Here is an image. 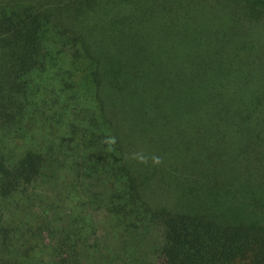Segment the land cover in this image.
Segmentation results:
<instances>
[{"label":"trees","instance_id":"trees-1","mask_svg":"<svg viewBox=\"0 0 264 264\" xmlns=\"http://www.w3.org/2000/svg\"><path fill=\"white\" fill-rule=\"evenodd\" d=\"M152 232L165 264H264V0H0V264Z\"/></svg>","mask_w":264,"mask_h":264},{"label":"rangeland","instance_id":"rangeland-1","mask_svg":"<svg viewBox=\"0 0 264 264\" xmlns=\"http://www.w3.org/2000/svg\"><path fill=\"white\" fill-rule=\"evenodd\" d=\"M40 192H41L42 195H45L46 193H48V194L51 193V192H49L48 190H46L44 188L40 189ZM39 209H40V205L37 203L34 206V212L38 213ZM99 218L101 220L100 223H99L100 226H101L100 230H104L107 227L106 220H105V218L103 217V215L101 213H100ZM120 226H123L122 222L120 223ZM103 234H111V232L104 231ZM152 234H148L147 238L143 239V242L141 243L140 247H134L135 253H134L132 259L129 258L128 264H139L138 260H142V259H144L143 263H145V264H165L164 259H163L162 256L161 257L155 256L149 250L151 248L153 238L156 237L154 232H152Z\"/></svg>","mask_w":264,"mask_h":264},{"label":"clouds","instance_id":"clouds-1","mask_svg":"<svg viewBox=\"0 0 264 264\" xmlns=\"http://www.w3.org/2000/svg\"><path fill=\"white\" fill-rule=\"evenodd\" d=\"M141 159H143V157H141ZM153 159H154V163H159L160 162L158 157H154Z\"/></svg>","mask_w":264,"mask_h":264}]
</instances>
